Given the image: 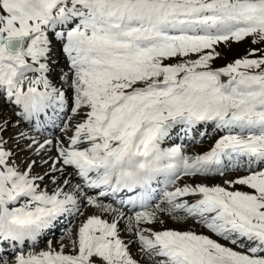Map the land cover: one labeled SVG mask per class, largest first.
Returning a JSON list of instances; mask_svg holds the SVG:
<instances>
[{
	"label": "snow or ice",
	"instance_id": "obj_1",
	"mask_svg": "<svg viewBox=\"0 0 264 264\" xmlns=\"http://www.w3.org/2000/svg\"><path fill=\"white\" fill-rule=\"evenodd\" d=\"M249 37L264 44V0H0V98L17 127L61 122L70 133L55 144L19 134L38 155L56 148L39 175L35 160L15 163L9 122L0 125V247L13 249L14 264H141L121 236L125 219L153 264H264V48L213 67L221 44ZM204 128L218 138L201 154L173 142L207 138ZM68 168L79 182L53 175ZM89 190L131 193L120 203L134 215ZM89 207L99 214L85 216ZM77 215L66 241L36 250ZM164 215L209 234L157 230Z\"/></svg>",
	"mask_w": 264,
	"mask_h": 264
},
{
	"label": "rangeland",
	"instance_id": "obj_2",
	"mask_svg": "<svg viewBox=\"0 0 264 264\" xmlns=\"http://www.w3.org/2000/svg\"><path fill=\"white\" fill-rule=\"evenodd\" d=\"M252 48H264V44H253V42H252V38L251 37H249L248 39H246V40H244L243 42H241V43H232L230 46H226V45H224V44H221L220 46H219V48L217 49V51H219V52H221V58H218V59H216L215 60V62H214V64H213V67H215V68H220V67H223V66H225L227 63H230V62H232L233 60H235V59H238V58H240V57H242V56H245ZM14 118V116L12 115V112L8 109V107L6 106V104H4V102H3V98H0V125H2L5 121H8V122H10V120L11 119H13ZM16 123H17V121H14L13 122V125H16ZM9 124V123H8ZM10 125V127L12 128L13 126H12V124L10 123L9 124ZM8 125V126H9ZM15 128L16 129H19L20 128V125L17 127V126H15ZM7 132L8 133H12V129H10V128H8V130H7ZM210 134H212V132L210 131ZM6 137V136H5ZM214 142H209V141H205V143L203 144V145H201L200 146V149H199V151H196L195 150V153H198V152H201V153H203V152H205V151H207L210 147H211V145L213 144ZM24 147H27V142L25 143V145H24ZM49 147V146H48ZM28 148V147H27ZM31 153H36V151H35V149H32L31 151H30ZM47 154H49V156H48V158L46 159V160H50V158L53 156L52 155V149H51V147H49V150L47 151ZM38 156H41L40 158H38V161H41V159H42V157L43 156H45L44 154H39ZM33 160H35V159H33ZM45 160V159H44ZM44 160H42L41 161V164H44ZM32 161V160H31ZM42 166V165H41ZM43 169L44 168H42L41 170H40V172L42 171L43 172ZM244 175H247V172L246 173H242V172H240V173H238L237 174V176H244ZM236 176V177H237ZM236 177H234L233 179H235ZM199 178V177H198ZM199 179H203V178H199ZM208 178H206V180H207ZM195 180H197L196 178H195ZM210 180H212V179H209V180H207L208 182H210V183H212ZM213 181V183H216V182H218V183H220V182H222L221 180H219V179H213L212 180ZM195 182H198V181H195ZM237 187H239L240 188V190H242V191H249V189H247V188H245V187H243V186H237ZM91 211L92 210H87V211H85V216H87V215H89L90 213H91ZM84 219V217L83 216H78L77 217V219H76V223H75V226L71 229V231L74 233L75 232V230H76V228L79 226V224H80V222L82 221ZM171 219V220H170ZM170 219H168V220H165L164 219V224L163 225H161V224H156V225H153V227L154 228H156L157 230H160V229H162V228H169V229H176V230H189V229H191V230H194L195 228H196V226L194 225V224H192V228H190L189 227V223H187V221H185V223L187 224V226L188 227H186L185 225V223H180V222H177V221H175V220H173L172 218H170ZM124 226H126V225H124ZM197 226L198 227H200V228H198L199 229V232H203V233H206V230L205 229H203V228H201V226H199L198 224H197ZM124 232H126V231H124ZM123 232V233H124ZM127 233V232H126ZM127 235H129V237L128 238H130V237H133L134 238V234L132 233V234H127ZM64 236V239H66L67 238V233L66 234H64L63 235ZM125 238H126V235H125V233H124V235H123ZM132 238V239H133ZM60 242V241H59ZM221 243H227L226 241H223V240H221L220 241ZM46 246V245H45ZM130 249H132V251L134 252V255H135V258L137 257L138 258V255L139 254H142L141 252H140V250L138 249V247L137 246H135L134 244H130ZM229 246H231V245H229ZM46 247H48V242H47V246ZM136 258V259H137ZM140 259H141V261L144 263V264H153V261H150V260H147L145 257H144V255L142 254V256H140L139 257Z\"/></svg>",
	"mask_w": 264,
	"mask_h": 264
},
{
	"label": "bare ground",
	"instance_id": "obj_3",
	"mask_svg": "<svg viewBox=\"0 0 264 264\" xmlns=\"http://www.w3.org/2000/svg\"><path fill=\"white\" fill-rule=\"evenodd\" d=\"M8 109L10 110L11 109V106H9L8 107ZM69 114V113H68ZM67 115V114H66ZM74 118V117H73ZM15 121V118H13V119H11L10 120V122H9V124L11 123L12 124V128L10 127V125L8 126V128H10V129H12V133H8L7 131L6 132H4L3 133V135H4V138H5V136L8 138V144H9V146H10V149L13 151V153H15V157H19L22 153H24V154H26V155H28L29 153H28V150L27 149H25L24 147H23V143H22V141H19V143L18 142H15V141H13V139L15 138V135L17 134V133H21L22 132V128H21V126H20V128L19 129H16L15 128V126L16 125H13V122ZM53 132H54V135H57L56 136V138L57 139H54V144H55V142L57 141V140H61V139H66V135L64 134V133H62V132H60L59 131V129L58 128H55L54 130H53ZM192 136H194V135H196V133L195 132H192V133H190ZM174 139V138H173ZM207 140H215V135H213V137L212 138H208ZM198 140H194L193 141V139H191V144L192 143H196ZM17 148V149H16ZM18 148H20L19 150H18ZM55 150H56V148H54ZM18 150V151H17ZM45 152H41L40 154H44ZM56 155H57V152H56ZM191 155V154H190ZM29 156V158L31 159V158H34V157H36L35 159H37V158H39V156H38V154H33V155H28ZM45 158H46V156H45ZM42 159H44V158H42ZM40 162L41 161H36V164H35V166L33 167V174H39V175H41L40 174V172H39V170L40 169H42V168H45V171H48L49 172V170H50V168H49V166H48V164L50 165L51 164V161H50V163H48V164H43L42 166L40 165ZM17 165H19L20 166V164H17ZM44 171V172H45ZM73 172V169H71V168H68L67 170H66V173H65V175H61L60 173H53V175H56V176H58L60 179H64V178H70L71 179V181H72V183L73 184H75V183H77V182H79L78 181V178L77 177H75V176H72L71 175V173ZM42 174H43V172H42ZM233 177V174H231V175H225L224 177H220V180L222 181V182H220V183H218V182H216V183H209L207 180H204V182L205 183H208V184H210V185H215V184H222L223 183V181H224V179H230V178H232ZM185 179H187V178H185ZM213 179H217L216 177H213ZM209 180V179H208ZM195 181H198V182H196V183H199L201 180H193V181H190V182H195ZM211 181V180H210ZM44 182H46V183H48V185H47V188H49L50 190L51 189H54L55 188V185H53L52 183H51V181H50V179L47 177V176H45V180H44ZM94 197H98V198H100L102 201H105L106 203H104L105 205H107L108 203H107V201H110V202H113L114 204H115V206L116 207H118L117 209H120V210H122L124 213H126V215L127 216H133L134 215V213L133 214H130V213H132V209H130V208H128V207H122L121 206V201H119V203H117L116 201H114V200H112L111 198H107V199H105L104 197H100V196H94ZM113 203H111V204H113ZM113 208H115V207H113ZM92 210L91 211V213L90 214H93V213H98L99 214V210L98 209H95V208H92V207H89V208H86L85 209V211H87V210ZM136 210H139V209H136ZM89 214V215H90ZM79 215H77L75 218H72V217H69L70 218V220L72 219V222H71V224H72V226H71V228H70V230L75 226V223H76V219H77V217H78ZM104 218L105 219H111L112 218V216L111 215H104ZM171 217H169V216H167V215H164L163 217H162V219L164 220H168V219H170ZM171 220V219H170ZM183 223H185V222H183ZM187 223H189V227L190 228H192L191 226H192V224H194L195 226H196V228L193 230V231H196V232H199V229L198 228H200V227H198L197 226V223H195V222H193L192 220H188L187 221ZM70 224V225H71ZM186 224V223H185ZM124 225H126L127 226V219H125V220H122L121 222H120V225H119V227H120V230H121V234L125 231V228H126V226H124ZM186 227H188L187 226V224L185 225ZM200 226V225H199ZM187 230V229H186ZM127 232V231H126ZM64 235V234H66V232L64 233H60V232H58V231H56V233H55V236L53 237V240H54V242H53V244H52V246L53 247H55V246H57L58 245V243H59V241H60V238H61V235ZM127 234H132L131 232H127ZM122 236V235H121ZM122 238L123 239H125L127 242H129L130 244H134L135 246H137L138 247V249H139V245L137 244V243H132V241L134 240V238L133 237H130V238H124L123 236H122ZM133 238V239H132ZM65 241H66V239H65ZM42 249H46V247H39V243L37 244V248H36V250L37 251H39V250H42ZM130 251H131V249H130ZM132 253V252H131ZM132 255L135 257V255L132 253ZM137 258V257H136ZM138 259V258H137ZM14 260H15V257H8V263L7 264H14ZM139 260V259H138ZM143 263V262H142ZM144 264V263H143Z\"/></svg>",
	"mask_w": 264,
	"mask_h": 264
}]
</instances>
